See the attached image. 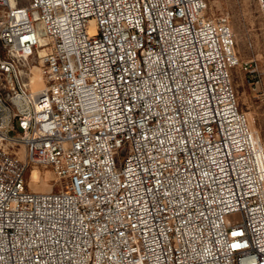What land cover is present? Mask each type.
Wrapping results in <instances>:
<instances>
[{"label":"built area","instance_id":"obj_1","mask_svg":"<svg viewBox=\"0 0 264 264\" xmlns=\"http://www.w3.org/2000/svg\"><path fill=\"white\" fill-rule=\"evenodd\" d=\"M24 1L0 0V264H264V144L228 18ZM39 166L60 189L30 188Z\"/></svg>","mask_w":264,"mask_h":264},{"label":"rangeland","instance_id":"obj_2","mask_svg":"<svg viewBox=\"0 0 264 264\" xmlns=\"http://www.w3.org/2000/svg\"><path fill=\"white\" fill-rule=\"evenodd\" d=\"M206 14L212 17L228 18L236 39V52L240 64L232 70V82L238 103L246 112L252 127L258 131L264 144V24L257 0H208ZM22 4L26 2L21 0ZM38 76L31 84V76ZM26 81L31 89L43 87L44 78L41 64L36 62L28 69ZM123 157V155H122ZM38 178L29 179L33 170ZM30 188L46 191L61 187L57 175L50 167H32L27 172Z\"/></svg>","mask_w":264,"mask_h":264},{"label":"bare ground","instance_id":"obj_3","mask_svg":"<svg viewBox=\"0 0 264 264\" xmlns=\"http://www.w3.org/2000/svg\"><path fill=\"white\" fill-rule=\"evenodd\" d=\"M37 78H38V76H36V75H32L31 76V84L33 83V82H35L36 80H37ZM41 88H43V87H40V88H38V89H33V91L34 92H37V91H39ZM37 178H38V172H37V170H33L32 171V173L29 175V179H31V181H35V180H37Z\"/></svg>","mask_w":264,"mask_h":264}]
</instances>
